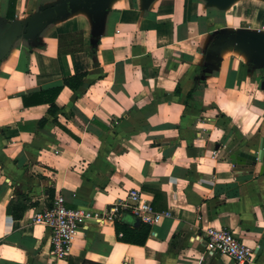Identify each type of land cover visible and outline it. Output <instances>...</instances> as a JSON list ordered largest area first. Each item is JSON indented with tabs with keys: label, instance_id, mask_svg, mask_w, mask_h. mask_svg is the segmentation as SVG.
Returning a JSON list of instances; mask_svg holds the SVG:
<instances>
[{
	"label": "crops",
	"instance_id": "crops-1",
	"mask_svg": "<svg viewBox=\"0 0 264 264\" xmlns=\"http://www.w3.org/2000/svg\"><path fill=\"white\" fill-rule=\"evenodd\" d=\"M60 1L14 0L10 15L0 0V30L18 24L0 35V264H236L190 241L209 226L232 231L253 249L249 264H264V164L224 154L245 131L233 125L229 97L259 69L234 45L212 52L225 33L216 15L232 4L106 0L97 36L85 8L25 32L35 14ZM82 72L76 90L61 86L52 113L28 96ZM252 109L264 125V107ZM130 189L169 212L143 223V244L120 240L112 221H91L65 258L50 255L49 231L32 218L57 195L67 207L105 213ZM117 217L132 226L135 216Z\"/></svg>",
	"mask_w": 264,
	"mask_h": 264
},
{
	"label": "built area",
	"instance_id": "built-area-1",
	"mask_svg": "<svg viewBox=\"0 0 264 264\" xmlns=\"http://www.w3.org/2000/svg\"><path fill=\"white\" fill-rule=\"evenodd\" d=\"M122 210L128 211L140 222L149 225L169 215L168 211H154L150 202L143 199L138 190L130 189L127 191L125 200L110 205L105 213H98L80 206L67 207L63 197L57 195L51 205L36 213L32 220L48 229L47 241L50 255L55 259H63L67 255L72 239L82 225L91 221L95 223H101L104 220L112 221ZM189 239L202 242L208 254L230 257L236 264H249L254 260L253 249L241 242L232 231L222 227H206L201 233H193Z\"/></svg>",
	"mask_w": 264,
	"mask_h": 264
},
{
	"label": "water",
	"instance_id": "water-1",
	"mask_svg": "<svg viewBox=\"0 0 264 264\" xmlns=\"http://www.w3.org/2000/svg\"><path fill=\"white\" fill-rule=\"evenodd\" d=\"M148 2L149 0H143ZM208 5L218 8H227L234 0H205ZM78 8H85L92 22L91 35L97 36L102 25V18L106 8V0H61L55 5L41 9L28 22L24 29L26 33L29 25L32 27V34L37 32L45 23L63 18ZM16 22H6L0 30V35H5L6 31L12 27H17ZM5 30V32H4ZM222 34H217L214 41L212 52L222 45V43L234 45L248 54L250 62L258 66H264V34L258 32H247L239 30H222ZM2 38V37H1ZM2 41H0V45ZM9 44V41H8ZM5 54L0 47V57ZM218 148V145H214ZM232 159H236L248 166L255 165L256 162L264 164V135L258 140V148L254 150L237 149L231 155ZM138 219L133 218V225L138 224Z\"/></svg>",
	"mask_w": 264,
	"mask_h": 264
},
{
	"label": "rangeland",
	"instance_id": "rangeland-1",
	"mask_svg": "<svg viewBox=\"0 0 264 264\" xmlns=\"http://www.w3.org/2000/svg\"><path fill=\"white\" fill-rule=\"evenodd\" d=\"M231 4L226 13L221 12L216 15L214 21H216L217 27H223L225 30L236 29L264 34V0H234ZM263 87L264 66H259V69L255 70L253 75L243 76L238 87L230 95L229 98L236 102L237 108L235 115L232 117V120L235 121H233V125L236 129L243 128L245 131L239 137L237 136L239 140L226 142L224 154L240 148L243 143H246V147H249V149L250 147H256L258 137H261V133L264 134V125H262V122L255 124L252 116V106L264 107ZM225 111L229 113V109L225 108ZM230 117L228 115L225 121H231Z\"/></svg>",
	"mask_w": 264,
	"mask_h": 264
},
{
	"label": "trees",
	"instance_id": "trees-1",
	"mask_svg": "<svg viewBox=\"0 0 264 264\" xmlns=\"http://www.w3.org/2000/svg\"><path fill=\"white\" fill-rule=\"evenodd\" d=\"M13 3L14 0H8V14L11 15L12 13V8H13ZM8 15V16H10ZM84 76V73H76L71 76L65 77L62 79V85L51 87L42 91H38L36 93H32L28 96H34L36 97V101L40 100L41 102H48L49 106L47 108L49 113H52L55 109V106L53 105V100L61 88V86H66L71 90H76L81 84H82V78ZM22 101L23 104H27L28 102L26 101V97L24 98L22 96ZM44 122V119H40L37 122V125L40 126ZM156 192H154L155 195ZM9 211L8 213L11 215L12 218H18V215L20 214H15L14 212H11L8 208V205H6V212ZM112 224L115 230V233L117 237L128 243H133V244H138L141 245L143 244L147 234H148V226L139 223L136 225H127L125 222L121 221L118 217H114L112 219Z\"/></svg>",
	"mask_w": 264,
	"mask_h": 264
}]
</instances>
